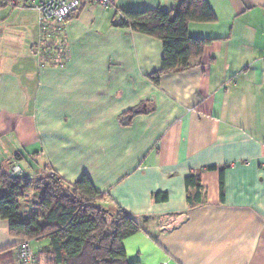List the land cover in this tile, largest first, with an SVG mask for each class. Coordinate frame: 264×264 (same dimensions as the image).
<instances>
[{"label": "crops", "instance_id": "1", "mask_svg": "<svg viewBox=\"0 0 264 264\" xmlns=\"http://www.w3.org/2000/svg\"><path fill=\"white\" fill-rule=\"evenodd\" d=\"M111 1L83 3L66 20L60 64L35 55V11L0 6L4 155L23 154L15 164L30 176L89 178L102 206L141 227L122 241L129 263L264 264V0H206L215 20L188 27L210 40L200 62L158 83L161 40L115 16L176 0ZM196 172L204 201L189 208L184 180ZM34 207L21 201L20 218ZM21 240L0 218V264L14 263ZM31 245L40 252L48 240Z\"/></svg>", "mask_w": 264, "mask_h": 264}, {"label": "trees", "instance_id": "2", "mask_svg": "<svg viewBox=\"0 0 264 264\" xmlns=\"http://www.w3.org/2000/svg\"><path fill=\"white\" fill-rule=\"evenodd\" d=\"M123 14L125 19L118 23L120 26L162 42L161 68L151 75L155 83L162 75L187 70L200 62L210 40L192 38L188 27L191 23L215 20L206 0H176L169 11L129 10ZM23 158L21 153L15 155V161ZM12 164V158L0 160V218L8 222L11 236L33 242L47 239L48 246L37 251L41 257H47V264H136L128 262L122 241L141 227L119 206H102L104 195L95 190L89 178L82 176L70 184L53 173L30 177L25 169L24 175L12 176ZM184 182L188 207L202 204L204 192L199 172L187 176ZM33 187L36 205L28 218L21 219V201ZM11 255L15 263V250Z\"/></svg>", "mask_w": 264, "mask_h": 264}, {"label": "built area", "instance_id": "3", "mask_svg": "<svg viewBox=\"0 0 264 264\" xmlns=\"http://www.w3.org/2000/svg\"><path fill=\"white\" fill-rule=\"evenodd\" d=\"M85 3L87 6H99L101 8H109L111 0H47L35 1L28 0L20 2V0H0V6H7L17 9H29L37 13L41 37L39 46L35 49V55L39 58L40 54H46L51 59L53 64H60L67 58L68 47L66 45L65 37L63 36L62 26L65 21L75 13ZM125 19L122 12L117 11L115 22L121 23ZM43 42H46L44 45ZM47 48L45 50L44 48ZM264 64V57H262ZM10 175L18 176L24 175L23 169L18 164H12L10 168ZM16 264H43L40 261L39 254L32 247L31 241L22 239L15 249ZM166 264V263H163Z\"/></svg>", "mask_w": 264, "mask_h": 264}, {"label": "rangeland", "instance_id": "4", "mask_svg": "<svg viewBox=\"0 0 264 264\" xmlns=\"http://www.w3.org/2000/svg\"><path fill=\"white\" fill-rule=\"evenodd\" d=\"M33 11V10H32ZM66 22V21H65ZM62 33H63V36L65 37V34H64V31H62ZM67 42V41H66ZM44 43V45H46V42H43ZM39 44H42L41 42L39 43ZM39 44H37V46H39ZM43 45V44H42ZM66 45H67V43H66ZM36 46V47H37ZM35 47V48H36ZM45 50H47V48L45 47L44 48ZM37 57V56H36ZM38 59H40V60H47V61H49L50 60V58L49 57H47L46 56V54L44 53V54H40L39 55V58ZM8 152V150L6 149V148H4V147H0V159L2 160V161H4V160H6V159H8V156H6V155H4V154H6ZM13 159V161H14V164L16 163V161H15V156L14 157H12ZM7 161V160H6ZM24 162V161H23ZM13 163V162H12ZM10 164H11V162H10ZM25 164H21V169H23L25 166H24ZM54 174V173H53ZM47 175H52V172H49V171H45V169L44 170H42V173H41V175L40 176H47ZM31 177V176H30ZM35 183V182H34ZM35 192H36V190H35V187H33L32 188V190L31 191H29V193L27 194V196H26V201L28 202V203H31V207H33V206H35L36 205V198H37V194H35ZM22 201H23V203H26V201H24V199H22ZM34 204V205H33ZM23 207V212L24 213H26L25 211H24V209H25V206L23 205L22 206ZM36 245H38L39 246V244H36ZM45 258H47V257H45ZM45 258L42 260V263L43 264H47L45 261Z\"/></svg>", "mask_w": 264, "mask_h": 264}]
</instances>
